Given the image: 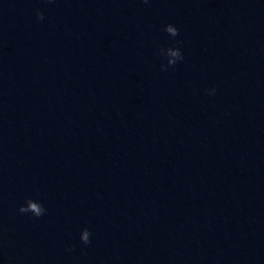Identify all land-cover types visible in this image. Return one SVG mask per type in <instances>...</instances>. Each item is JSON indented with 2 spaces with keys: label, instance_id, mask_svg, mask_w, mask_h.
I'll return each instance as SVG.
<instances>
[{
  "label": "water",
  "instance_id": "1",
  "mask_svg": "<svg viewBox=\"0 0 264 264\" xmlns=\"http://www.w3.org/2000/svg\"><path fill=\"white\" fill-rule=\"evenodd\" d=\"M0 264H264V0H0Z\"/></svg>",
  "mask_w": 264,
  "mask_h": 264
},
{
  "label": "clouds",
  "instance_id": "2",
  "mask_svg": "<svg viewBox=\"0 0 264 264\" xmlns=\"http://www.w3.org/2000/svg\"><path fill=\"white\" fill-rule=\"evenodd\" d=\"M36 16L38 20H43L44 13L37 10ZM166 31L171 33L173 36H176L179 32L178 27L174 24L169 22L166 26ZM169 51L171 53V58L173 61L183 59V53L179 47H170ZM209 95L215 93L216 88L212 87L210 90H207ZM19 211L21 213H31L32 215L39 217L43 215L47 209H45L42 205H39L36 201L29 198L25 203L20 204ZM91 237V230L88 228H84L81 230L80 240L83 241L85 244L90 243Z\"/></svg>",
  "mask_w": 264,
  "mask_h": 264
}]
</instances>
